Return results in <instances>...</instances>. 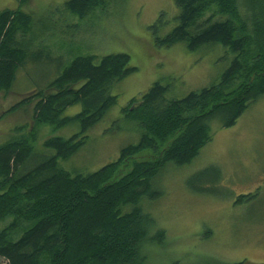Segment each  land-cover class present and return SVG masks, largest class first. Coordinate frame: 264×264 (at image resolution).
<instances>
[{
    "label": "trees",
    "instance_id": "1",
    "mask_svg": "<svg viewBox=\"0 0 264 264\" xmlns=\"http://www.w3.org/2000/svg\"><path fill=\"white\" fill-rule=\"evenodd\" d=\"M174 2L175 25L156 37L157 46L181 43L194 52L219 45L228 64L215 82L181 98L168 99V86L160 82L132 97L122 114L135 124L139 138L122 147L114 161L93 171L61 166L116 104L112 85L135 71L127 53L77 55L7 110L33 103L31 127H16L15 136L0 144V258L6 264H150L149 253L159 255L167 239L144 207L160 196L157 177L167 164L182 166L198 155L212 138L213 120L223 128L233 126L264 96V0ZM105 7V0H66L61 8L83 20ZM31 27V14L19 6L0 9L2 93L12 89L29 58H42L39 49L32 54L26 39ZM75 105L77 112L65 114ZM42 125L78 129L67 138H45L36 151L33 142ZM124 165L130 168L118 176ZM207 170L192 178L203 179Z\"/></svg>",
    "mask_w": 264,
    "mask_h": 264
},
{
    "label": "rangeland",
    "instance_id": "2",
    "mask_svg": "<svg viewBox=\"0 0 264 264\" xmlns=\"http://www.w3.org/2000/svg\"><path fill=\"white\" fill-rule=\"evenodd\" d=\"M21 1L0 0V9L19 6L31 14L32 32L26 39L31 40L32 54L39 49L42 58L28 62L29 58L12 89L0 92V144L15 136L16 127L32 125V102L13 112L7 110L43 87L75 56L127 53L135 68L112 85L116 104L88 130L85 144L61 162L72 172L96 170L114 161L122 147L137 142L135 124L122 114L132 97L160 82L168 86V99L181 98L215 82L229 61L219 45L194 52L181 43L157 46L156 37H163L175 25L174 0H105L103 10L83 20L62 10L66 0ZM160 15L163 19L157 24ZM79 109V105L68 107L65 114ZM77 129L68 126L54 131L39 126L33 145L39 151L45 138H67ZM211 129V140L190 163L164 167L155 183L160 196L145 201V210L167 233L161 253H149L150 264L175 260L181 264H264V96L252 102L233 126L223 128L213 120ZM206 167L203 179L192 178ZM129 168L121 166L117 175ZM0 264L6 261L0 258Z\"/></svg>",
    "mask_w": 264,
    "mask_h": 264
}]
</instances>
